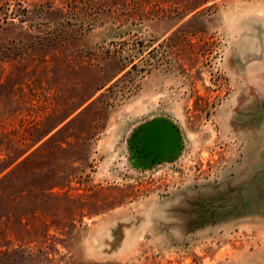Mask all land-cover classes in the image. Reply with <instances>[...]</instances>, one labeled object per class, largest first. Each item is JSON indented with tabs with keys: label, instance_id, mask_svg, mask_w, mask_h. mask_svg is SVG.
Instances as JSON below:
<instances>
[{
	"label": "rangeland",
	"instance_id": "obj_1",
	"mask_svg": "<svg viewBox=\"0 0 264 264\" xmlns=\"http://www.w3.org/2000/svg\"><path fill=\"white\" fill-rule=\"evenodd\" d=\"M0 264H264V0H0Z\"/></svg>",
	"mask_w": 264,
	"mask_h": 264
},
{
	"label": "water",
	"instance_id": "obj_2",
	"mask_svg": "<svg viewBox=\"0 0 264 264\" xmlns=\"http://www.w3.org/2000/svg\"><path fill=\"white\" fill-rule=\"evenodd\" d=\"M178 131L170 122L155 119L142 124L131 138L143 163L169 158L178 145Z\"/></svg>",
	"mask_w": 264,
	"mask_h": 264
}]
</instances>
